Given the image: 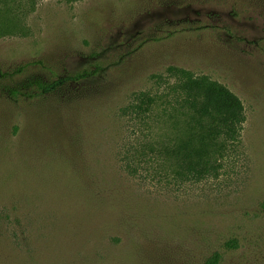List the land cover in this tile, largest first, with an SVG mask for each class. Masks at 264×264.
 Masks as SVG:
<instances>
[{
  "label": "rangeland",
  "instance_id": "rangeland-1",
  "mask_svg": "<svg viewBox=\"0 0 264 264\" xmlns=\"http://www.w3.org/2000/svg\"><path fill=\"white\" fill-rule=\"evenodd\" d=\"M171 67L245 107L241 153L201 181L164 150L162 101L133 111ZM216 254L264 264V0H0V264Z\"/></svg>",
  "mask_w": 264,
  "mask_h": 264
},
{
  "label": "trees",
  "instance_id": "trees-1",
  "mask_svg": "<svg viewBox=\"0 0 264 264\" xmlns=\"http://www.w3.org/2000/svg\"><path fill=\"white\" fill-rule=\"evenodd\" d=\"M167 72L160 99L142 95L133 111L155 115L162 101L161 113L172 128L164 150L183 175L201 181L215 175L241 153L247 120L245 107L230 89L207 76L174 67ZM86 78L83 75L75 79ZM57 88V83L48 85L46 92ZM220 262L221 256L216 254L207 264Z\"/></svg>",
  "mask_w": 264,
  "mask_h": 264
}]
</instances>
